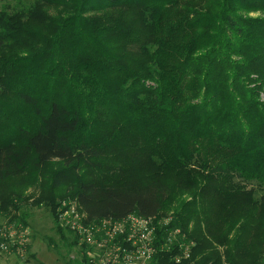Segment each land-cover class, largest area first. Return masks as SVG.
Segmentation results:
<instances>
[{
    "label": "trees",
    "instance_id": "16d2710c",
    "mask_svg": "<svg viewBox=\"0 0 264 264\" xmlns=\"http://www.w3.org/2000/svg\"><path fill=\"white\" fill-rule=\"evenodd\" d=\"M17 1L0 9L4 221L27 225L22 192L53 162L49 186L88 219L170 216L157 240L179 229L190 254L177 262L172 243L160 264H261L264 0ZM20 38L31 54L18 53ZM174 176L199 187L169 214ZM12 178L22 191L7 188ZM42 185L39 200L53 202Z\"/></svg>",
    "mask_w": 264,
    "mask_h": 264
},
{
    "label": "built area",
    "instance_id": "2783aa9c",
    "mask_svg": "<svg viewBox=\"0 0 264 264\" xmlns=\"http://www.w3.org/2000/svg\"><path fill=\"white\" fill-rule=\"evenodd\" d=\"M56 219L71 232L69 241L77 254L72 259L81 261L79 264H160L158 253L177 242L179 251L173 259L178 262L190 254V242L177 239L179 229H174L166 242L157 240V228L167 224L170 216L129 213L117 219L94 220L88 219L74 202L71 207H61ZM29 234L26 226L0 222V264H29Z\"/></svg>",
    "mask_w": 264,
    "mask_h": 264
},
{
    "label": "rangeland",
    "instance_id": "374dc122",
    "mask_svg": "<svg viewBox=\"0 0 264 264\" xmlns=\"http://www.w3.org/2000/svg\"><path fill=\"white\" fill-rule=\"evenodd\" d=\"M19 6H21V3H19L17 0H0V9L12 10L18 8ZM247 15L256 16L258 15V12H248ZM26 40L27 42H29L27 38ZM22 43L23 42L21 41L20 38L18 39L17 44L15 45L18 49V53L21 54L23 52L26 53L28 51L27 53L31 54V52L27 50V48H25V46ZM7 50L10 49L9 48L4 49L3 53ZM14 55L15 56H11V58L15 57V61H19L18 54L15 53ZM20 61L23 62V60ZM100 142L104 143V139L103 141ZM108 147L114 148V149H107L110 153L127 154L125 151H121L119 148L115 146H108ZM111 160L112 159L110 158L103 159L104 164L111 162ZM55 165L57 164L53 162L49 163L45 168V170L42 171L43 174L41 173L40 176H36L38 177L37 178L38 180L34 181L35 183L33 185H28V187L24 189V192H22L23 195L24 194L28 195L29 193H31L29 194V196L31 197L27 201L23 200L24 203H21V207L18 210L19 213L27 214L26 227L30 233L29 234L30 244L28 248L29 264H77L76 261H73L72 259V257H77L76 250L69 249L63 243V241L60 239V236L54 227L52 220L53 219L52 213L54 208V205L52 204L54 203V201H57V204L55 206L56 213L57 211H59V209H61V207H71L74 203V201L71 199L59 198L60 196H62L60 194L61 193L60 191L63 190L62 187L53 188L49 186L50 175H51L50 170L53 169ZM134 170H136V172H134ZM30 172L32 175L34 176L36 175L33 168L32 170H30ZM133 174H138V175L141 174V168L138 165L133 166V169L131 170L130 174L127 175L128 177L131 178L130 181L136 179V175L133 177ZM19 180H20L19 178H12L9 180H5L7 182L6 185L7 188L9 187L13 191H16L15 189H19L20 191H22L23 186ZM166 182L171 187V195H172L171 199L169 200V204H170V207H168L169 214L175 213L179 209L181 210L183 202L186 203L191 202L197 188L199 187V184L197 185L193 184L192 181H189L190 184L187 183L184 184L180 180H178L175 176L170 177L169 179H167ZM43 183L44 185H42ZM41 185L43 187L42 190H48L52 193V195L55 196V198L51 199V200L54 199L53 202L48 203L39 200ZM10 189H4V192L5 191L9 192ZM4 220L5 219L2 217V215H0V222ZM199 224L204 225V221H199ZM48 237L52 240V243L50 244L48 243V239H47ZM190 264H196V263L191 261ZM219 264H228V263L222 261Z\"/></svg>",
    "mask_w": 264,
    "mask_h": 264
}]
</instances>
